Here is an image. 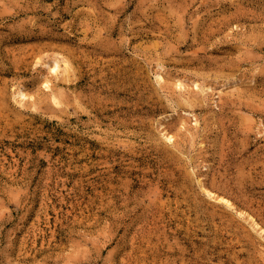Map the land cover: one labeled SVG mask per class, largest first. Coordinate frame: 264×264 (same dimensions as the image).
<instances>
[{
    "label": "rangeland",
    "instance_id": "1",
    "mask_svg": "<svg viewBox=\"0 0 264 264\" xmlns=\"http://www.w3.org/2000/svg\"><path fill=\"white\" fill-rule=\"evenodd\" d=\"M0 264H264V0H0Z\"/></svg>",
    "mask_w": 264,
    "mask_h": 264
},
{
    "label": "bare ground",
    "instance_id": "2",
    "mask_svg": "<svg viewBox=\"0 0 264 264\" xmlns=\"http://www.w3.org/2000/svg\"><path fill=\"white\" fill-rule=\"evenodd\" d=\"M54 61H55V63L57 64L58 63V60L55 58L54 59ZM44 63V62H43ZM19 94H20V96H26L27 94L23 91V90H21V89H19ZM26 94V95H25ZM163 131V130H162ZM165 135H166V137H168V139L170 138H172V136L171 135H169V134H167V133H164ZM202 183V182H201ZM204 186V185H203ZM206 189V188H205ZM207 190V189H206ZM209 192V191H208ZM210 194H212V193H210ZM224 199V198H223ZM258 226V225H257ZM259 227V226H258Z\"/></svg>",
    "mask_w": 264,
    "mask_h": 264
}]
</instances>
